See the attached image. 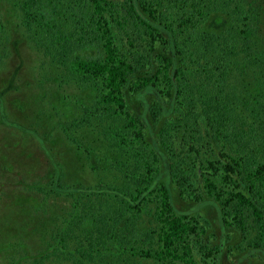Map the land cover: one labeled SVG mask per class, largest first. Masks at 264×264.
I'll use <instances>...</instances> for the list:
<instances>
[{
    "label": "trees",
    "instance_id": "1",
    "mask_svg": "<svg viewBox=\"0 0 264 264\" xmlns=\"http://www.w3.org/2000/svg\"><path fill=\"white\" fill-rule=\"evenodd\" d=\"M4 8L43 48L41 68L59 76L68 51L93 92L76 128L118 116L104 167L121 181L70 179L48 149L39 178L2 167L3 264H264V0H0V45ZM197 106L204 131L185 161L167 122Z\"/></svg>",
    "mask_w": 264,
    "mask_h": 264
},
{
    "label": "rangeland",
    "instance_id": "2",
    "mask_svg": "<svg viewBox=\"0 0 264 264\" xmlns=\"http://www.w3.org/2000/svg\"><path fill=\"white\" fill-rule=\"evenodd\" d=\"M5 13L6 18L12 21L7 31L9 42L0 45V169L7 167L18 172H28L30 179L39 178L44 175L43 165L49 164L45 162L48 155L43 152L47 153L48 149L55 155L54 159L51 157L52 160L64 164L66 176L70 179L83 178L87 182L100 171L106 172L111 181L115 178V183H120L117 170L109 172L104 167L105 160L112 157L109 149L112 147V138L115 139L113 130L119 121L118 116L97 119L96 125L87 121L76 128L73 122L84 116L79 104L89 103V109L93 105L90 100L93 92L88 93L89 96L85 98L76 87L79 82L77 84L72 77L68 51L62 61L64 65L59 64L60 69L56 70L59 76H55L58 74L54 72L57 67L52 68L51 64L41 68L42 61L46 59L43 48L38 49L31 42L29 44L23 29L15 26L19 23L17 13H10L4 8L1 14ZM13 27L15 31L10 30ZM2 43L0 36V44ZM81 53L86 56L85 52ZM87 53L88 56L95 55L99 53V49L91 47ZM43 78L46 82L41 87L39 81ZM45 91L47 95L44 94ZM137 101L135 99V103ZM198 109L199 106L193 109V115L186 124L183 119L175 122L171 118L167 122V142L174 148V155L178 151V155L185 161L190 160L194 154L189 146L194 145L203 135L204 117ZM106 133H110L109 136ZM84 145L89 146L88 154L83 153ZM125 149L129 151L127 157L132 166L138 158L132 149ZM15 176L18 177L17 174ZM50 202L53 205L59 204L56 195L51 196ZM197 211L199 210L195 209ZM1 215L3 212L0 208V217ZM3 262L0 255V264Z\"/></svg>",
    "mask_w": 264,
    "mask_h": 264
}]
</instances>
